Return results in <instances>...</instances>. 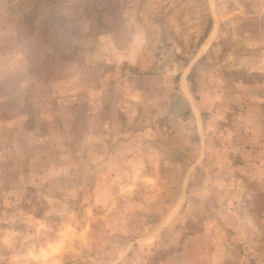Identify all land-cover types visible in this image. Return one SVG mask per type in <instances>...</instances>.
<instances>
[{"label": "rangeland", "instance_id": "1", "mask_svg": "<svg viewBox=\"0 0 264 264\" xmlns=\"http://www.w3.org/2000/svg\"><path fill=\"white\" fill-rule=\"evenodd\" d=\"M0 264H264V0H0Z\"/></svg>", "mask_w": 264, "mask_h": 264}]
</instances>
